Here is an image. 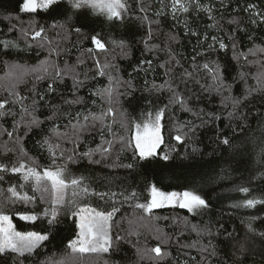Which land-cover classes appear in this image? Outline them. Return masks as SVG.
Instances as JSON below:
<instances>
[{"label":"trees","instance_id":"trees-1","mask_svg":"<svg viewBox=\"0 0 264 264\" xmlns=\"http://www.w3.org/2000/svg\"><path fill=\"white\" fill-rule=\"evenodd\" d=\"M23 2L0 0V41L18 45L5 49L0 44V77L9 64L34 66L45 60L56 62L59 68L67 63L75 71L55 82L52 77L36 80L27 76L15 87L14 82L0 79V101H8L0 112L11 113L0 117V164L10 169L23 162L42 173L55 159L54 166H66L71 176L83 177L82 186L89 194L76 197L79 207L118 211L110 222L112 247L108 252L83 256L71 252L68 244L76 238L79 222L68 214V208L75 210L69 204L60 209L49 239L32 256L6 253L0 255V264H46L50 258L65 264H264V237L260 235L264 233V205L233 206L246 198H264V90L244 98L248 88L259 87L252 77L261 70L260 65L249 61L264 62V53L249 55L248 60L233 58V45L237 55L264 47V0H199V8L192 0L188 12L177 5L175 14L173 0H124L126 10H121L120 19H109L89 7L74 9L68 0L47 10L23 12ZM233 20L237 23H230ZM41 29V36L34 38ZM93 36L106 48H97ZM119 41H124L123 48ZM219 41L227 50L219 48ZM205 63L213 69L220 65L230 91L207 89L213 73L203 67ZM104 65H108L106 75L100 76L98 70ZM241 73L246 74L245 79L240 78ZM107 74L117 78L113 87L121 93H113L111 104L95 95L108 86ZM73 77L82 83L74 86ZM173 92L183 97L191 111L169 103ZM225 96L241 103L234 107L229 100L225 106ZM77 98L80 103H71ZM108 107L116 121L112 117L105 121L111 132L99 121L91 126L90 119V126L79 133L76 147L71 125L77 123V117L83 123L89 112L99 114ZM160 109H164L163 142L154 156L141 159L134 147L123 146L119 138L132 137L134 124L144 121L147 113L154 117ZM33 115L42 123L29 129ZM57 126L69 136H54L52 129ZM5 129L13 132L11 138ZM177 135L182 142L175 139ZM46 138L59 144L55 158L44 144ZM224 138L228 144L222 142ZM106 141L113 143L111 152L95 151L91 159L81 155L106 147ZM5 146L11 151H5ZM73 150L76 156L70 162L67 156ZM164 155L169 159L164 160ZM0 176V209L12 217L16 229H48L46 218L35 223L20 219V215H40L49 208L47 196L41 201V194L33 192L31 182L25 183L21 173L3 171ZM152 185L163 192H194L208 207L190 212L176 203L147 213L136 205L150 202ZM11 186L35 195L36 200L12 197L7 191ZM241 187L249 192L238 191ZM71 192L70 188L69 198ZM245 240L247 251L241 254L239 246ZM157 246L161 248L159 257L149 251Z\"/></svg>","mask_w":264,"mask_h":264},{"label":"snow or ice","instance_id":"snow-or-ice-1","mask_svg":"<svg viewBox=\"0 0 264 264\" xmlns=\"http://www.w3.org/2000/svg\"><path fill=\"white\" fill-rule=\"evenodd\" d=\"M60 0H24L21 11L35 13L37 10H47L51 6L59 3ZM71 7L74 9H81L83 7H89L94 11L102 12L107 15L109 19H120L121 18V10H126V5L124 0H68ZM192 3V0H186V2L182 3V0H173V14H175L176 6L179 5L180 10L183 12L189 11V5ZM196 7L199 8L201 5L199 4V0H196ZM254 7L249 5V8ZM143 11V9H141ZM259 15V13H257ZM230 23H237V21L233 20ZM75 31L79 32L80 29H75ZM43 29L40 31H36L34 33V38L41 36ZM196 35V33H193ZM170 39H175V36H170ZM207 39V36H205ZM213 41L216 40V37H212ZM93 43L99 49H105V43L98 38L97 36L92 37ZM113 43H116L113 41ZM0 44L3 45L5 49L8 47H17L14 41L4 40L0 41ZM119 46L123 48L124 41H119ZM209 47H213V45H209ZM219 48L227 50L228 46L223 43V41H219ZM91 51V49H90ZM257 53H264V47H256L249 48L247 53L241 52L239 55L236 54L235 45H233V58L239 60L243 57L244 60H248V56H256ZM147 63H151L147 61ZM250 64L260 65V69L255 75H253V79L256 80L257 85L259 86L256 89L248 88L246 90L245 99L252 95L253 91H261L264 90V62L262 61H249ZM108 65H104V67L98 70V75L104 76L106 75L104 68H107ZM205 69H208L212 75V84L207 86L208 90L215 91L217 93H222L224 90L230 91L231 86L227 85L224 77L221 73L220 65L216 64L215 69L210 68L209 64L205 63L203 65ZM8 71L5 73L4 77H0V79H7L13 83V87L15 85L24 83L25 77L33 76L36 80H44L49 77L53 78V82L56 79L62 80L65 75H68L75 71V69L65 64L64 68H59L56 62H49L48 60L41 61L38 65L29 66L22 64H9L7 65ZM54 73V75H53ZM108 75L109 84L107 87L99 89L95 95L100 96L102 99L106 98L111 104L113 93H117L120 95L121 93L117 92V89L113 87V81L117 78L113 77L111 74ZM188 75H191L190 73ZM244 73L240 74L241 79H245ZM74 86L78 83H82V81H77L75 77H73ZM117 83H119L117 81ZM2 86V85H0ZM161 88L164 85L160 86ZM171 90V87L169 86ZM52 84H49V91H53ZM23 99V97H21ZM231 100L233 106H237L241 103V101L235 97L225 96L222 99V103L227 106V101ZM81 99L77 98L71 103H80ZM8 101H0V109H4ZM35 103V102H34ZM95 103V101H93ZM170 104L179 103L181 107L186 111H191L185 106V101L183 97L179 96L175 92H173V96L169 100ZM167 107V105L165 106ZM24 112H27L28 109H23ZM164 109H160L155 113L153 117L152 113H147V118L139 123L134 124L135 134L128 137H120V142L125 147H134L136 150V154L141 159H147L156 154V149L163 142L161 136V119L163 118ZM11 113L0 112V117L4 115H8ZM195 114V113H194ZM231 115V114H230ZM112 117L113 123L115 121V113L112 107H108L106 110H102L99 114L89 112L88 115L83 117V123L79 121L77 117V123L72 124L71 128L73 130V135L76 136V140L72 142L78 147V139L79 133L86 130L89 125V120L91 119L92 125H95V122L99 121L104 127H107L111 132V125L105 124L107 118ZM218 118V117H217ZM23 119V117H22ZM42 121H40L35 115L32 116L30 122H28L27 127L30 129L32 126L39 127ZM17 127L19 126V122H16ZM126 125L122 122L121 127H125ZM16 128L13 129L15 131ZM7 135L11 138L13 136L12 131H7ZM52 134L58 138L68 137V132H59L58 126L52 129ZM115 136L116 134L113 133ZM177 141L182 142L181 136L177 135L175 137ZM224 144H228V138H224L222 141ZM105 146H98L96 150H89L87 152L82 153L81 155L88 157L91 159L92 155L95 151H99L102 154L109 153L112 150L113 143L111 141H106ZM44 144L48 145V151L50 155L55 158L56 157V149L59 148V144H53L50 141V138H46L44 140ZM5 151H11V149L5 146ZM61 156L64 155L63 152L60 153ZM75 150L67 156V160L70 162H74L75 160ZM164 160L169 159L167 155L163 156ZM98 162V161H96ZM55 159L53 160V166H49L45 168L41 173L34 167H28L23 162L19 164V166H13L10 169L7 165L0 164V172L3 171H11L12 173H21L23 180L25 183L31 182L33 192H39L40 200L44 201L45 197L50 201V207L45 208L40 215L36 214H23L20 215V219L24 221H29L31 223H35L38 219L46 218L47 224L49 226L48 229L40 232V231H18L13 224L12 217L6 214L2 209H0V255L11 253L15 254L17 257L24 258L26 256H32L38 248L41 247L43 242L49 239L50 229L58 222L57 217L60 215V209L66 208L67 205L71 204L75 206V210L68 208L67 212L71 216H76L79 218L78 228L79 232L75 239L69 241L68 248L71 250L73 254H80L83 256L84 254L91 253H104L108 252L112 247V237L110 234L111 230V220L113 215L118 211V209L113 208L112 212L104 213L99 212L96 209L90 207H79L76 203V197L80 196L81 193L84 195L89 194V189L87 187L82 186L83 177L71 176L68 173V169L66 166H54ZM127 167H132V165H127ZM3 177L0 176V180ZM23 187V185H21ZM72 189L71 198H69L68 190ZM79 189L80 191H76ZM12 197L26 202H33L36 200V196H29L26 192L21 193L17 190L16 186H11L7 190ZM238 191L247 194L249 192V188L241 187ZM151 199L150 202L144 204H137L136 207L143 209L147 213H151L153 209L164 207L165 205H172L175 203L179 204V207L186 208L190 212L199 210L202 208L208 207V202L199 194H196L191 191H184L183 193L178 192H163L158 189L155 185L151 186ZM96 195H106L101 193H93ZM133 196L136 194L133 193ZM257 205H264V198H246L240 204L233 205L234 207H246V208H256ZM195 229V226H193ZM251 228V226H249ZM231 235V234H229ZM264 237V233L260 234ZM247 240L240 243L239 251L243 254L247 251L245 244ZM149 251L154 252L157 257L161 255V248L159 246L150 249ZM23 264V261H21ZM46 264H65V261H54L53 259H49Z\"/></svg>","mask_w":264,"mask_h":264},{"label":"rangeland","instance_id":"rangeland-1","mask_svg":"<svg viewBox=\"0 0 264 264\" xmlns=\"http://www.w3.org/2000/svg\"><path fill=\"white\" fill-rule=\"evenodd\" d=\"M161 136H162V134H161ZM176 204V203H175ZM78 218V217H77ZM13 221V220H12ZM78 222H79V218H78ZM13 224H14V222H13ZM15 225V224H14ZM18 230V229H17ZM18 231H20V230H18Z\"/></svg>","mask_w":264,"mask_h":264}]
</instances>
